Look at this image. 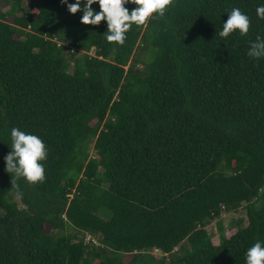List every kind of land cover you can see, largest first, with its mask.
I'll use <instances>...</instances> for the list:
<instances>
[{
  "label": "trees",
  "instance_id": "trees-1",
  "mask_svg": "<svg viewBox=\"0 0 264 264\" xmlns=\"http://www.w3.org/2000/svg\"><path fill=\"white\" fill-rule=\"evenodd\" d=\"M259 6L175 0L119 45L62 0H0V264H246L264 244ZM234 7L251 29L222 38ZM13 128L47 145L44 182L12 187Z\"/></svg>",
  "mask_w": 264,
  "mask_h": 264
},
{
  "label": "clouds",
  "instance_id": "clouds-1",
  "mask_svg": "<svg viewBox=\"0 0 264 264\" xmlns=\"http://www.w3.org/2000/svg\"><path fill=\"white\" fill-rule=\"evenodd\" d=\"M97 2L100 11L92 7ZM129 2L137 5L131 12L125 7ZM62 3L67 4L72 14L82 11L81 23L85 25H99L106 20V40L123 45L133 25L143 26L156 16H165L169 8L175 5V0H76L75 3L62 0ZM256 12L258 18L264 19V6H259ZM228 13L229 18L219 32L220 37L227 38L236 31L241 36L247 35L252 26L250 17L238 7L232 8ZM247 55L254 59L264 58V38L257 36L251 42ZM11 139L12 150L5 157V170L12 174V187H17L13 177L25 178L32 184L44 182L46 170L42 162L48 158V148L44 141L39 136L18 128L11 130ZM246 264H264V244L257 241L247 250Z\"/></svg>",
  "mask_w": 264,
  "mask_h": 264
},
{
  "label": "rangeland",
  "instance_id": "rangeland-1",
  "mask_svg": "<svg viewBox=\"0 0 264 264\" xmlns=\"http://www.w3.org/2000/svg\"><path fill=\"white\" fill-rule=\"evenodd\" d=\"M93 145L94 144H92L90 148L92 151L94 148ZM238 219H242L243 225H245L247 223L246 211L243 210L240 212H224L219 218H216L214 221H212V223L208 226V230L213 236V241L215 243H219V233H220L219 228H218L219 224L224 225L225 234L230 236L236 231V226H237L236 222L238 221ZM52 232L55 233V235H59L61 231L53 230ZM89 239L90 237L87 238V240ZM96 242H98L97 239H96ZM149 254L153 255L156 258H160L163 255V253L157 249H153L152 251L149 252ZM126 256L128 258L131 257L130 254Z\"/></svg>",
  "mask_w": 264,
  "mask_h": 264
}]
</instances>
